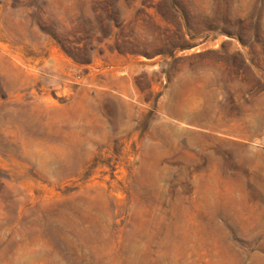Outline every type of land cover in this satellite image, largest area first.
Masks as SVG:
<instances>
[{
	"label": "rangeland",
	"instance_id": "374dc122",
	"mask_svg": "<svg viewBox=\"0 0 264 264\" xmlns=\"http://www.w3.org/2000/svg\"><path fill=\"white\" fill-rule=\"evenodd\" d=\"M0 3V264H264V0Z\"/></svg>",
	"mask_w": 264,
	"mask_h": 264
},
{
	"label": "trees",
	"instance_id": "16d2710c",
	"mask_svg": "<svg viewBox=\"0 0 264 264\" xmlns=\"http://www.w3.org/2000/svg\"><path fill=\"white\" fill-rule=\"evenodd\" d=\"M3 0H0V3L2 2ZM16 3L20 2L19 0H15Z\"/></svg>",
	"mask_w": 264,
	"mask_h": 264
}]
</instances>
